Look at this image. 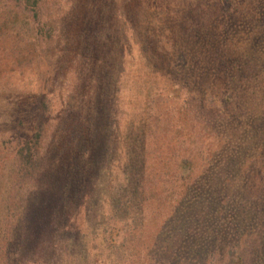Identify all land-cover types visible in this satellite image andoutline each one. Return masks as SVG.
<instances>
[{
  "label": "trees",
  "instance_id": "16d2710c",
  "mask_svg": "<svg viewBox=\"0 0 264 264\" xmlns=\"http://www.w3.org/2000/svg\"><path fill=\"white\" fill-rule=\"evenodd\" d=\"M98 1L83 24L76 0H10L0 20L18 37L31 126L0 168V264H134V249L158 264L146 230L169 176L194 185L175 212L215 165L226 210L248 207L243 178L264 190V0ZM200 262L252 264L234 246Z\"/></svg>",
  "mask_w": 264,
  "mask_h": 264
},
{
  "label": "rangeland",
  "instance_id": "374dc122",
  "mask_svg": "<svg viewBox=\"0 0 264 264\" xmlns=\"http://www.w3.org/2000/svg\"><path fill=\"white\" fill-rule=\"evenodd\" d=\"M9 1L0 0L1 21L7 18ZM76 1L79 6L73 12L75 21L83 24L82 21L88 19L87 15L90 16L89 11H86L85 8L90 10L89 5L91 2L95 5L99 1ZM110 1L115 6H120L123 4L128 5L132 0H109L106 6L110 5ZM17 38L11 32L5 31L4 34H0V168L5 169L14 152L31 131L30 125L21 128L19 124L21 120L19 112L24 106L23 98H25L27 90L24 87L28 84V80L27 77H23V70L19 69L20 65L17 64L20 55L16 42ZM262 42L264 43V37L255 41L254 46L262 47ZM260 51L264 52L262 49ZM17 70L18 73H15ZM169 95L171 98H178L179 91L172 89ZM192 108H195V106ZM195 109L197 110V108ZM194 122L200 124L197 118L191 125ZM201 127L200 124L199 128L201 129ZM181 130L187 132L185 126H182ZM191 133L192 131L189 134ZM189 134L184 133L183 137L185 138L187 135V138L191 139ZM199 136L200 134L196 132L194 134L195 140L198 138L201 140ZM201 142L206 144L207 147L213 145V143H205L204 140ZM189 147H191V144ZM155 162L156 160L152 162V165ZM174 168L175 166L172 165L166 169L170 173H175ZM200 168L198 167V169ZM221 170L218 165H215L207 172L205 178L198 183V188L194 191V195L199 200H193L195 203L189 208L191 210H182L181 208L179 212L174 211L177 207L176 194L187 189H193L194 185L185 187V182L182 181L185 179L183 173L178 177L173 174L167 178V181L171 182L168 186L174 187L175 190L171 193V196H166L165 200H160L163 201L158 204L161 210L160 212L155 210V213L149 219V228L146 230L145 241L149 242L152 239L150 243H146L151 247L148 254L156 255V263L198 264L204 260L207 254L211 255L216 251L223 253L224 250L227 251L232 246L239 249L240 254L248 263L258 264L260 261H264V190L252 176L243 178L239 182H243L245 185V199L250 202L248 207L241 211L226 210L228 206L224 208L223 202L228 188L224 185L225 180L221 177ZM153 181L157 182L155 178ZM187 205L190 204L187 203ZM71 222L74 227L71 233V239H73L80 232L81 224H83L82 217L71 220ZM242 237H244L243 241ZM121 241L122 234L118 227L112 232L110 244L111 246H117L120 245ZM133 247L129 245L128 250ZM131 251L134 253L132 259L134 264H151L149 262L151 259H145L146 256H141L140 251L137 252V249Z\"/></svg>",
  "mask_w": 264,
  "mask_h": 264
}]
</instances>
